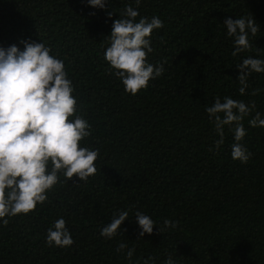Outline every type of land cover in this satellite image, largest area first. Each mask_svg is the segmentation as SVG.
I'll return each mask as SVG.
<instances>
[{
  "label": "trees",
  "instance_id": "obj_1",
  "mask_svg": "<svg viewBox=\"0 0 264 264\" xmlns=\"http://www.w3.org/2000/svg\"><path fill=\"white\" fill-rule=\"evenodd\" d=\"M140 17L157 16L147 61L164 71L135 95L124 91L104 59L112 22L125 6ZM111 12L109 17L108 13ZM252 16L258 31L251 47L232 56L223 21ZM21 38L40 42L63 60L77 99L75 115L91 125L80 143L99 150L96 173L87 181L61 175L48 199L28 214L0 224V264H264V128L248 121L264 116V73L249 74L239 92L236 65L246 56L264 58V0H0V47ZM230 96L246 105L241 143L245 163L231 158L233 133L223 142L206 107ZM71 118V117H70ZM60 181H63L62 183ZM127 209L112 239L100 229ZM178 221L177 228L139 237L135 211ZM63 217L73 244L50 247L46 230ZM134 247L130 262L116 248Z\"/></svg>",
  "mask_w": 264,
  "mask_h": 264
},
{
  "label": "clouds",
  "instance_id": "obj_2",
  "mask_svg": "<svg viewBox=\"0 0 264 264\" xmlns=\"http://www.w3.org/2000/svg\"><path fill=\"white\" fill-rule=\"evenodd\" d=\"M86 2L92 8L105 7V0ZM135 2L139 4L140 0ZM137 16L136 9L125 6L121 16L112 22L107 35L109 44L104 51V59L115 70L124 91L132 95L164 71L163 65H153L146 59L152 52L151 34L162 27V21L157 16L139 20ZM223 25L226 36L232 38V56L251 47L249 35L258 31L252 16L235 19L229 16ZM19 44L23 47L16 44L0 47V224L3 225L8 223L5 217L26 215L37 204L44 203L61 175L67 181L75 176L80 182H86L97 171L95 161L99 154L98 149L80 143L91 134V125L82 116L75 115L77 99L63 60L50 54V48L42 40L21 38ZM236 68L239 92L243 95L249 74L264 73V58L246 56ZM254 108V102L246 105L242 100L224 96L223 102L217 97L205 109L221 138L218 143L223 142L224 128L229 126L235 141L230 155L240 163L247 162L251 155L241 143L246 134L242 121ZM248 124L264 128V116L257 111ZM128 216L127 209H118L100 229V236L112 239L118 235ZM134 217L139 237L152 234L154 226L162 234L178 225V221L164 219L160 226L139 210ZM73 242L63 217L55 219L46 230L45 243L50 247H70ZM126 247L121 242L116 252L124 253L131 262L135 248H127L125 252ZM143 264H154V260L149 256ZM164 264L176 262L169 256Z\"/></svg>",
  "mask_w": 264,
  "mask_h": 264
}]
</instances>
